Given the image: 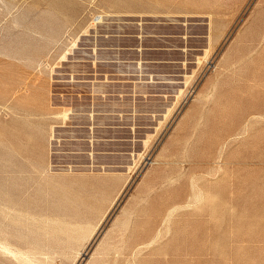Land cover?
Segmentation results:
<instances>
[{
    "label": "rangeland",
    "instance_id": "rangeland-1",
    "mask_svg": "<svg viewBox=\"0 0 264 264\" xmlns=\"http://www.w3.org/2000/svg\"><path fill=\"white\" fill-rule=\"evenodd\" d=\"M2 241L0 264H264V0H0Z\"/></svg>",
    "mask_w": 264,
    "mask_h": 264
},
{
    "label": "crops",
    "instance_id": "crops-1",
    "mask_svg": "<svg viewBox=\"0 0 264 264\" xmlns=\"http://www.w3.org/2000/svg\"><path fill=\"white\" fill-rule=\"evenodd\" d=\"M33 102L37 105H40L41 103V96L39 94H35L34 98H33ZM38 127V128H37ZM32 130L33 133V140L34 141H38L41 137L43 142L48 141V136H49V127H43L42 125L36 124ZM30 130V131H31ZM29 131V130H28ZM36 147L38 146V144H35ZM42 150H40L41 152H39V146H38V153H40L39 155H36L34 158L32 159H28L29 163L31 164V169L34 170L35 172H46V168H47V160L46 156L44 154V147L41 148ZM54 179V178H53ZM51 178H47V180H45L43 183L49 184L50 183ZM33 195L36 194L37 192L35 191V189L32 190L31 192ZM35 208V207H33Z\"/></svg>",
    "mask_w": 264,
    "mask_h": 264
},
{
    "label": "bare ground",
    "instance_id": "bare-ground-1",
    "mask_svg": "<svg viewBox=\"0 0 264 264\" xmlns=\"http://www.w3.org/2000/svg\"><path fill=\"white\" fill-rule=\"evenodd\" d=\"M98 17V16H97ZM95 19V18H94ZM63 113H65L64 111H62ZM63 113H62V115H63ZM51 132H52V130H51ZM49 140V139H48ZM49 143V142H48ZM73 170V169H72ZM104 171V170H103ZM4 238V240H5V237H3ZM7 243V242H6ZM9 244V243H8ZM10 245V244H9ZM13 247V246H12ZM0 251H1V253H3V254H7V255H10V256H12V257H14V258H16L17 257V255H19V253L18 252H15V251H13L10 247H8L6 244H4L3 243V241L2 242H0ZM5 256V255H4Z\"/></svg>",
    "mask_w": 264,
    "mask_h": 264
}]
</instances>
